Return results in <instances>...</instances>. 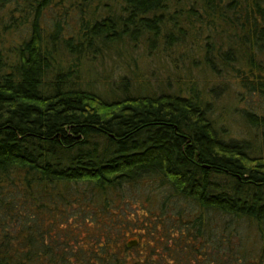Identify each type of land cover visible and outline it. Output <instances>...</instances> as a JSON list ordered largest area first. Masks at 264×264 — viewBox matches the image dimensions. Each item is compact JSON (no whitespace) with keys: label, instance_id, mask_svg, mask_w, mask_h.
Segmentation results:
<instances>
[{"label":"trees","instance_id":"obj_1","mask_svg":"<svg viewBox=\"0 0 264 264\" xmlns=\"http://www.w3.org/2000/svg\"><path fill=\"white\" fill-rule=\"evenodd\" d=\"M110 46L264 98V0H0V264H264L263 148L136 65L104 96Z\"/></svg>","mask_w":264,"mask_h":264},{"label":"rangeland","instance_id":"obj_2","mask_svg":"<svg viewBox=\"0 0 264 264\" xmlns=\"http://www.w3.org/2000/svg\"><path fill=\"white\" fill-rule=\"evenodd\" d=\"M96 6L100 12H104L102 4L97 3ZM101 15H104V13H101ZM117 50L118 46H113L108 51L110 55L113 54L112 59L110 57L97 58L96 61H85L81 66V76L98 80L99 92L103 93L104 96L109 97L110 92L119 91L115 89V86L120 78L127 74L125 71L128 67L135 70L134 65H136V70L133 72L138 74L137 78L142 81L132 85L131 91L134 92L147 91L143 83L146 80L150 81L148 87L155 94L160 90H180L181 93H187L189 91L187 83H189V86L192 85L195 90L198 89L204 95L203 100L209 103L211 109L210 117L214 120L216 129L225 138L250 139L254 147L263 148L264 151V141L259 131L247 127L245 117L241 113L243 109L249 107L257 111L263 110L264 98L256 95H250L249 98L246 89L238 85L236 78L225 75L226 73H219L215 76L210 74L209 70H202L200 65L195 68L190 66L189 70L181 68L178 72H175L173 63L155 60L153 57L144 58L141 53L139 54L141 52L140 47L130 52H121V59L118 57ZM114 55L116 56L115 59ZM168 76L170 79H168ZM166 80L170 82L168 88L164 85ZM162 84L163 86H160ZM136 254L134 252L132 257L136 258Z\"/></svg>","mask_w":264,"mask_h":264},{"label":"water","instance_id":"obj_3","mask_svg":"<svg viewBox=\"0 0 264 264\" xmlns=\"http://www.w3.org/2000/svg\"><path fill=\"white\" fill-rule=\"evenodd\" d=\"M137 244V240L136 239H133V240H130L127 242V246L128 247H131V246H134Z\"/></svg>","mask_w":264,"mask_h":264}]
</instances>
